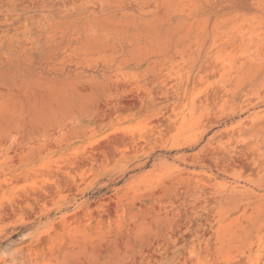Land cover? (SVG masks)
I'll list each match as a JSON object with an SVG mask.
<instances>
[{
    "label": "rangeland",
    "instance_id": "374dc122",
    "mask_svg": "<svg viewBox=\"0 0 264 264\" xmlns=\"http://www.w3.org/2000/svg\"><path fill=\"white\" fill-rule=\"evenodd\" d=\"M0 264H264V0H0Z\"/></svg>",
    "mask_w": 264,
    "mask_h": 264
}]
</instances>
